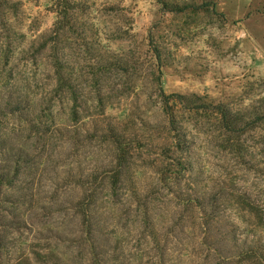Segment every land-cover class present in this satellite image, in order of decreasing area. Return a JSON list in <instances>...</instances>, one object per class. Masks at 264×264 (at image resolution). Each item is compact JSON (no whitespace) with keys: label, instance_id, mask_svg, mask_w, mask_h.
I'll return each mask as SVG.
<instances>
[{"label":"rangeland","instance_id":"rangeland-1","mask_svg":"<svg viewBox=\"0 0 264 264\" xmlns=\"http://www.w3.org/2000/svg\"><path fill=\"white\" fill-rule=\"evenodd\" d=\"M160 1L12 0L11 9L2 6L0 168L13 166V156L20 160L18 174L8 186H0V220L6 216L3 223L10 225L0 230L2 242L8 246L7 253L0 254L3 263L18 257L26 258L22 264H52L56 256L74 264L91 261L89 243L75 242L81 223L75 203L90 184L89 173L101 178L107 150L99 137L90 136L82 121L71 122L73 102L63 94H52L50 53L48 49L39 50L40 41L55 36L57 47L68 56L73 71L80 73L85 95L80 106L82 114L91 111L87 110L86 98L94 85L92 72L111 62L113 69L101 75L113 86L108 90L111 97L107 115L113 120H128L135 115L157 120L158 99L148 92L155 50L161 52L166 93H196L209 102L239 106L263 91L264 0H163L164 5ZM68 6L72 7L68 13L70 23L63 13ZM175 6L182 9H170ZM61 24L68 27L57 28ZM125 88L127 92L120 95L119 90ZM144 88L148 94L143 93ZM8 100L16 102V111L3 112ZM187 129L193 139L194 163L186 183L189 187L190 181H195L201 189L212 192L213 187L218 193V223H213L214 230H222L226 220L238 216L242 220L236 219L235 228L231 230L226 224L225 229L231 234L249 231L264 239V224L241 208L234 211L233 206L225 205L233 192L227 188L229 193L220 195L223 184L228 187L233 183L236 188L250 187L247 192L262 202L263 173L246 170L225 157L212 142V119L202 117ZM138 154L142 151H136ZM142 156H137V162L141 158L144 164L153 162L154 155ZM139 178L153 177L139 174ZM118 212L129 220L131 229L124 233L120 223L116 227L117 221L108 222L105 228L110 240L100 246L103 250L112 248L118 240L113 236H118L121 244L127 245L121 255L129 257V264H138L129 251L144 248L146 234H139V228L132 226L135 216L126 207ZM157 213L165 211L159 208ZM185 214L190 232L189 217L199 214L194 210ZM66 240L72 243L66 245ZM35 251L49 252V260H36ZM107 257L115 258L117 254L109 253ZM176 257L186 263L197 258L185 257L184 250Z\"/></svg>","mask_w":264,"mask_h":264},{"label":"trees","instance_id":"trees-1","mask_svg":"<svg viewBox=\"0 0 264 264\" xmlns=\"http://www.w3.org/2000/svg\"><path fill=\"white\" fill-rule=\"evenodd\" d=\"M160 2L163 5L165 3L163 0ZM11 3L12 0H0V13L2 6L7 5L11 9ZM71 9L72 7L68 6V10L63 11L68 23V13ZM170 9L180 11L182 7L175 6ZM64 26L61 24L57 28ZM54 37L45 38L39 44V50L48 49L50 53L47 57L54 80L52 94H63L73 102L69 111L71 122L76 124L82 121L84 128L91 132L90 136L99 137L107 150L101 178L98 180V176H94L93 172L89 173L90 179L87 183L90 184L75 203L81 215L78 229L80 235L75 242L89 243L90 264L130 263L127 260L129 257L121 255L127 245L121 244L118 236H113L118 240L112 248L103 250L100 246L109 243L110 233L105 228L108 222L110 224L117 221L116 227L120 223L125 228L124 233L131 229L129 220L118 212L122 207H126L127 211L135 216L131 224L139 228L137 232L146 234L145 247L129 251L130 257L136 258L138 264H264V239H259V236L249 231L231 234L236 219L242 218L238 216L232 217L228 222L226 220L224 224L221 223L222 230H214L213 223H218L215 220L218 218V193L213 191V187L212 192L201 189L195 181H190L189 187L186 183L194 163L191 149L193 139L187 128L191 122L197 123L202 117L212 119V142L225 157L236 161L246 170L258 171L264 175V89L250 102L239 106L223 101L209 102L204 96L196 93H166L162 86L164 73L161 52L155 50L151 55L153 66L149 71L151 84L148 92H152L159 101L155 109L159 117L157 120H145L144 117L136 115L128 120H113L107 115L111 97L108 90L111 86L103 81L102 77L113 69L114 64L111 62L103 67L98 66L97 70L92 72L94 85L86 98L87 110L91 108V111L82 114L80 106L85 95L78 76L80 73L77 75L75 70L73 71L68 56L57 47L58 41ZM122 70L127 71L123 68ZM144 89L143 93L148 94L146 88ZM124 92H127L126 88L119 90L120 95H124ZM15 103L12 100L5 102L3 112L16 111L17 108L13 106ZM135 123L137 127L132 126ZM86 124L90 127H86ZM73 132L75 133V130L71 133ZM67 134L72 138L76 137L75 134ZM136 151H142V155L146 157L154 155L153 162L144 164L141 162L142 158L137 162V156H143L136 155ZM11 162L13 166L8 169L0 168V186H8L19 172V158L13 156ZM139 174L152 175L153 178L141 179ZM245 187L236 188L233 183L227 187L223 184L220 195L228 194L226 190L229 188L233 193L225 205L233 206L234 211L239 208L245 210L262 225L264 200L259 202L258 198L247 192L250 187ZM159 208L165 211V214L155 215ZM193 210L198 211L199 215H190L192 223L187 225L192 228L188 232L184 220L187 217L185 213H191ZM108 213H111L110 217ZM4 219L6 216L0 220V230L10 227L3 223ZM226 224H229L231 230L225 229ZM3 237L0 235V254L8 251L7 244L2 242ZM185 238L187 241L183 242ZM66 242V245L72 243L70 240ZM182 250L185 251V257L197 258L192 260V257L187 263L182 262L176 257ZM33 253L36 260H49L47 251ZM109 253L117 254V257L110 259L107 257ZM144 256L149 258L146 257L147 260L143 262ZM25 261L26 258L17 257L12 262L6 260L3 263L0 259V264H22ZM52 264L74 263L68 262L63 256H56Z\"/></svg>","mask_w":264,"mask_h":264}]
</instances>
